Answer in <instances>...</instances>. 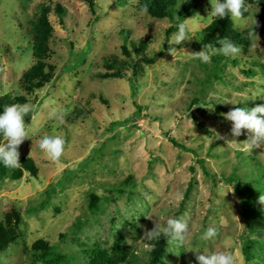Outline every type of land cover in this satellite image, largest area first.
<instances>
[{
	"label": "rangeland",
	"instance_id": "1",
	"mask_svg": "<svg viewBox=\"0 0 264 264\" xmlns=\"http://www.w3.org/2000/svg\"><path fill=\"white\" fill-rule=\"evenodd\" d=\"M93 1L90 12L81 0H0V96L23 95L33 108L24 117L29 139L18 151L36 169L0 178V222L21 232L0 250V264H30L24 247L37 238L66 256L60 264H87L89 250L116 246L127 251V262L118 264H145L156 240L145 233L169 218L186 222L189 232L182 246L166 238L157 264H199L198 255L220 251L236 264H264V146L249 149L246 130L232 137L224 118L236 107L264 104L258 7L246 4L244 18L232 22L247 34L248 48L237 45L236 58L212 55L205 64L192 53L208 45L196 43L215 0H179L171 18L150 17L136 0ZM55 3L64 8L61 24ZM39 5L51 24L45 61L52 76L25 91L19 77L34 61L29 29ZM181 22L194 38L175 45ZM253 27L259 40L249 37ZM141 56L154 60L137 63L132 76ZM115 69L121 77L97 76ZM61 110L62 124L50 118ZM45 136L65 140L59 162L39 149ZM209 227L217 237L201 239ZM245 238L253 241L247 260Z\"/></svg>",
	"mask_w": 264,
	"mask_h": 264
},
{
	"label": "trees",
	"instance_id": "2",
	"mask_svg": "<svg viewBox=\"0 0 264 264\" xmlns=\"http://www.w3.org/2000/svg\"><path fill=\"white\" fill-rule=\"evenodd\" d=\"M83 1L90 12H93L94 1L93 0H81ZM179 0H136L135 8L139 11L146 5L148 11L147 15L154 18H171L172 10ZM121 0H118V4H121ZM246 4H253L258 7L259 16L257 22V29L259 30L261 37L264 41V0H245ZM54 13L58 18V23L61 24V16L63 15L64 8L59 4H54ZM192 6L188 5L182 11V15H190ZM247 12L244 14V16ZM174 26L167 27L165 33L173 30ZM30 36H31V56L34 61L23 70L19 77V85L25 91H31L35 88L41 87L44 83L51 79L52 65L45 61L48 55L47 39L51 32V24L47 18V8L43 5L37 7L34 18L30 21ZM227 37L232 40L236 45H241L243 49H247L250 42L247 34L242 30H237L233 27L230 16H226L222 19L215 17L203 28L201 39L196 43L199 46L205 44L217 45V41L221 38ZM121 51L124 55L128 56L129 52L124 46H121ZM154 60V56L145 57L141 56L136 58L131 63L132 76L137 73V63L145 62L151 63ZM106 68H111L109 63H106ZM98 77H121V73L118 69L112 71H104L97 73ZM26 99L23 95H8L3 94L0 96V114L3 113L6 105L12 104H24ZM2 134H0L1 138ZM170 142L175 145L174 141L170 138ZM20 166L17 168H6L3 163H0V178L10 177L18 178L21 176L22 169L28 171L30 175L35 174V166L29 157L20 156ZM260 178L264 176V172L260 171ZM260 182V181H259ZM89 206H94V195H89ZM21 235V232L16 228L5 229L0 222V250L5 248L8 242L15 237ZM166 237L161 235L156 239L149 252V260L145 264H157L160 260V256L163 253ZM252 240L245 238L241 246V251L247 260L248 249L250 248ZM24 251L30 257V264L39 262L40 264H60L66 261V256L63 253H59L53 250L52 246L46 243L43 239L37 238L29 247H24ZM87 252V251H86ZM88 262L87 264H118L120 262H127V251L121 246H116L112 251L108 252L104 249H91L87 252Z\"/></svg>",
	"mask_w": 264,
	"mask_h": 264
},
{
	"label": "clouds",
	"instance_id": "3",
	"mask_svg": "<svg viewBox=\"0 0 264 264\" xmlns=\"http://www.w3.org/2000/svg\"><path fill=\"white\" fill-rule=\"evenodd\" d=\"M143 13L148 11L145 5ZM248 12V6L245 0H215L211 3V15L217 19L230 16L233 23L244 18V14ZM256 26V21L255 25ZM178 31L173 33L171 42L180 45L183 42L191 41L194 37L189 35L190 29L188 25L181 22L177 25ZM249 37L259 40L254 27L249 30ZM219 47L212 44L205 46V49L192 53L194 59L200 60L202 63H210L212 55H223L225 57L236 58L241 49L229 38L224 37L217 41ZM168 51L173 54L176 47H169ZM33 108L30 104H12L4 107L3 113L0 114V134H2L4 143L0 144V163L6 168H17L20 166L19 146L29 139V132L25 124L24 117L31 113ZM67 110L60 112L53 111L50 118L64 122ZM224 118L231 122L232 137H239L248 133L246 140L249 149L260 148L264 146V104L257 105L251 109L244 107H236L226 114ZM222 138V137H221ZM39 149L53 163L59 162L65 152V140L60 136H45L39 141ZM259 201L264 203V195L259 197ZM189 232L186 222L181 219L169 218L166 226L161 229L158 225L145 235L150 239H158L161 235L168 238L169 243H177L183 245V242ZM218 232L215 228L209 227L202 235L203 240H212L216 238ZM199 264H236V258L231 252L220 251L212 254H201L197 256Z\"/></svg>",
	"mask_w": 264,
	"mask_h": 264
}]
</instances>
